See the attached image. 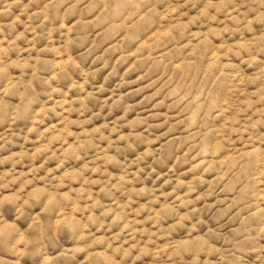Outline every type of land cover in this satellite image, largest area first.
Here are the masks:
<instances>
[{
    "label": "clouds",
    "instance_id": "obj_1",
    "mask_svg": "<svg viewBox=\"0 0 264 264\" xmlns=\"http://www.w3.org/2000/svg\"><path fill=\"white\" fill-rule=\"evenodd\" d=\"M0 264H264V0H0Z\"/></svg>",
    "mask_w": 264,
    "mask_h": 264
}]
</instances>
